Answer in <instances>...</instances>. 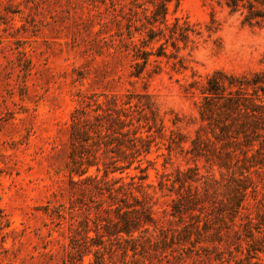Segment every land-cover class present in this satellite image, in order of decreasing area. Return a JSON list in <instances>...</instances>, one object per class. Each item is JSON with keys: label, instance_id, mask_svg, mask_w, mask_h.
<instances>
[{"label": "rangeland", "instance_id": "obj_1", "mask_svg": "<svg viewBox=\"0 0 264 264\" xmlns=\"http://www.w3.org/2000/svg\"><path fill=\"white\" fill-rule=\"evenodd\" d=\"M130 1L149 5L147 0H119L112 10L110 0H0V264H95L97 248L91 250V240L88 248L73 241L83 234L86 213L76 209L72 217L68 214L72 199L66 166L68 121L81 93L140 92L145 83L153 96L163 130L152 131L149 151L139 162L110 176H124L127 181V174H141L134 167L144 169L143 183L149 184L145 190L152 195L159 226L179 232L196 219L187 213L182 219L171 214L172 200L177 192L185 193L188 183L201 193L202 188L208 189L207 204L220 198L213 189L220 190L229 173L221 170V175L216 166L193 160L185 152L200 123L196 109L200 94L187 93L185 88L192 81L198 87L218 69L234 74L264 69V26L243 24L239 14L230 13L220 0H180L178 6L170 2L167 18L187 17L200 36L178 52L185 69L172 68L175 58H160L156 74L136 80L129 76L130 52L110 38L113 13L129 17ZM210 25L214 26L211 33L206 30ZM195 163L199 180L180 187L183 180H176L177 171L186 172ZM253 179L256 192L248 195L247 208L242 210L252 214L257 202L264 201V173ZM207 204L202 211H209ZM63 205V217H58L53 209ZM98 215L104 213H96L95 208L88 215L90 237L95 235L92 221L97 222ZM241 226L235 227L243 233ZM225 229L210 225L204 238ZM158 232H153L154 244L138 238L136 255L129 249L124 253L112 239L96 256L103 264H209L205 251H190L188 241L162 246ZM194 239L192 235L190 241ZM229 239L228 247L223 245L221 250L242 258L239 264L246 263V250L236 252L235 238ZM201 245L211 248L208 241ZM260 257L264 264V254Z\"/></svg>", "mask_w": 264, "mask_h": 264}, {"label": "trees", "instance_id": "obj_2", "mask_svg": "<svg viewBox=\"0 0 264 264\" xmlns=\"http://www.w3.org/2000/svg\"><path fill=\"white\" fill-rule=\"evenodd\" d=\"M117 1L110 0L112 10ZM220 1L230 13H238L243 24L264 26V0ZM170 2L178 6L180 0H147L149 5L130 1L127 8L131 12L129 17L122 12L113 13L115 24L110 38L117 41L115 45L118 48L130 52L132 62L129 76L136 80L156 74V70L160 69V58H175L172 68L177 65L185 69L184 58L179 57L178 52L191 47L200 36L195 23L187 17L167 18ZM139 11L142 17H138ZM213 27L210 25L206 30L211 33ZM168 46L173 51L167 52ZM152 61L155 64L148 69ZM195 84L194 81L187 84L185 92L194 94L197 90L200 94L196 106L200 123L185 152L190 153L193 160L203 159L211 167L216 166L219 172L225 170L229 176L221 184L220 190L213 189V193L220 198L210 204H207L210 194L207 188H202L201 193L198 186L192 187L188 183L184 194L177 192V199L171 203V214L174 217L178 215L179 219L185 213L191 219L196 218L183 225L179 232L159 226L152 209V195L145 190L149 184L143 183L147 177L143 168L139 165L134 167L141 174H127V181L124 176H110L114 172L121 174L133 162H139V157L149 151L152 131L159 133L163 130L164 121L145 83L140 92L127 90L122 94L104 92L78 95L77 105L68 121L66 166L69 193L72 194L68 214L72 217L76 209L86 213L87 220L82 221L83 234L73 241L82 248H88L87 242L91 240V250L92 246L97 248L93 250L95 264H103L96 254L105 248V241L113 239L124 253L129 249L136 255L138 238L154 244L156 241L152 240L157 235L153 232L156 230L159 231L157 240L162 246L168 242L173 245L188 241L190 251H205L203 254L209 264L217 261V264H239L242 258L232 255L231 251L221 250L223 245L228 247L230 237L235 238L236 252L246 250L244 264H263L260 253L264 254V201L257 202L254 214L242 210L247 208L248 195L256 192L254 175L264 173V69L239 74L218 69L212 71L203 84L198 87ZM91 168H95V171L91 172ZM186 172L177 171L179 177L176 180H183L180 187L188 181L199 180L196 163ZM206 204L208 212L206 209L202 211ZM64 207H56L53 212L63 217ZM93 208L96 213L103 212L104 215H98L100 218L97 222L92 221L95 235L90 237L88 215ZM209 214L214 216L210 217ZM238 219L244 220L239 223L236 221ZM210 225L226 229L204 238L203 233L208 231ZM239 225H242L243 233L235 227ZM192 235L196 239L190 241ZM224 235L229 241L223 239ZM206 241L210 243V249L201 245ZM140 247L143 248V245ZM179 256L182 257V253L179 252Z\"/></svg>", "mask_w": 264, "mask_h": 264}]
</instances>
